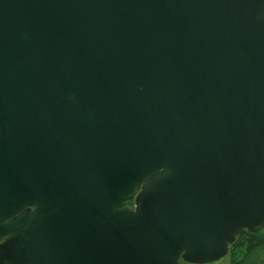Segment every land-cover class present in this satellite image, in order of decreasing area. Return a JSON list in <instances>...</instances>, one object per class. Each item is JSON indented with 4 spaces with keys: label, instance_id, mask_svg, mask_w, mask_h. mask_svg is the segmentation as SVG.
<instances>
[{
    "label": "water",
    "instance_id": "1",
    "mask_svg": "<svg viewBox=\"0 0 264 264\" xmlns=\"http://www.w3.org/2000/svg\"><path fill=\"white\" fill-rule=\"evenodd\" d=\"M262 229L264 0H0V264H208Z\"/></svg>",
    "mask_w": 264,
    "mask_h": 264
},
{
    "label": "trees",
    "instance_id": "2",
    "mask_svg": "<svg viewBox=\"0 0 264 264\" xmlns=\"http://www.w3.org/2000/svg\"><path fill=\"white\" fill-rule=\"evenodd\" d=\"M133 204L134 199L124 202V205ZM229 253L232 264H264V229L255 233L243 230L230 245Z\"/></svg>",
    "mask_w": 264,
    "mask_h": 264
},
{
    "label": "rangeland",
    "instance_id": "3",
    "mask_svg": "<svg viewBox=\"0 0 264 264\" xmlns=\"http://www.w3.org/2000/svg\"><path fill=\"white\" fill-rule=\"evenodd\" d=\"M232 255L228 253L225 257L208 264H232Z\"/></svg>",
    "mask_w": 264,
    "mask_h": 264
},
{
    "label": "flooded vegetation",
    "instance_id": "4",
    "mask_svg": "<svg viewBox=\"0 0 264 264\" xmlns=\"http://www.w3.org/2000/svg\"><path fill=\"white\" fill-rule=\"evenodd\" d=\"M123 206L130 207V208H134L135 207V200H134V204L133 205H131V206L130 205H124V203H123ZM185 264H187V263H185Z\"/></svg>",
    "mask_w": 264,
    "mask_h": 264
}]
</instances>
